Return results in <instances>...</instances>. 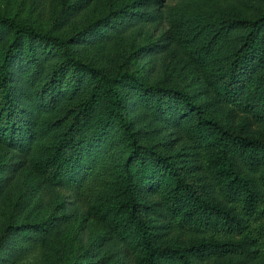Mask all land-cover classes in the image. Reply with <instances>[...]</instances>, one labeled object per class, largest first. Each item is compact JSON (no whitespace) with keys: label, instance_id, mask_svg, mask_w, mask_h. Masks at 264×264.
<instances>
[{"label":"trees","instance_id":"16d2710c","mask_svg":"<svg viewBox=\"0 0 264 264\" xmlns=\"http://www.w3.org/2000/svg\"><path fill=\"white\" fill-rule=\"evenodd\" d=\"M169 2L151 0L148 20L159 9L171 26L184 27L182 47L202 65L206 82L251 122L264 123V9L252 17L196 16ZM234 30L242 33L230 45ZM5 38L0 141L25 151L51 186L86 204L136 264H204L226 256L264 261V138L226 127L185 90L148 84L129 69L95 66L73 53L72 39L0 14ZM14 65L42 90L30 94L31 104L14 92ZM138 106L184 129L203 155L216 200L187 180L172 156L142 142L131 116ZM142 193L158 198L147 208L161 222L149 223ZM166 229L195 238L183 246L167 243Z\"/></svg>","mask_w":264,"mask_h":264},{"label":"rangeland","instance_id":"374dc122","mask_svg":"<svg viewBox=\"0 0 264 264\" xmlns=\"http://www.w3.org/2000/svg\"><path fill=\"white\" fill-rule=\"evenodd\" d=\"M150 1L0 0V14L54 36L72 39L73 53L95 66L109 71L129 69L148 84L185 90L226 127L264 138V123L251 122L247 114L233 108L206 82L202 65L182 47L185 28L171 26L166 13L159 9L155 20H148L145 12L151 9ZM169 3L183 4L196 16L219 13L252 17L264 9V0H170ZM241 33L242 30L232 31L229 44L235 45L238 38L235 35ZM8 38L0 40V60ZM11 71L12 85H16L14 92L31 104L30 94L35 98L41 88L28 85L24 72L15 65ZM2 93L0 87V99ZM66 103L72 105L71 101ZM57 114L55 111L52 116ZM131 116L142 130L143 143L154 144L159 151L172 156L183 176L216 200L210 178L202 168L203 155L183 128L155 120L143 106L134 108ZM49 182L47 175L33 167L25 151L0 141V264H136L126 246L114 238L86 204L73 199L68 189L55 188ZM141 197L149 223L161 222L147 208L158 198L145 193ZM164 232L163 241L182 246L195 238L175 229ZM204 264H264V261L226 256L208 259Z\"/></svg>","mask_w":264,"mask_h":264}]
</instances>
